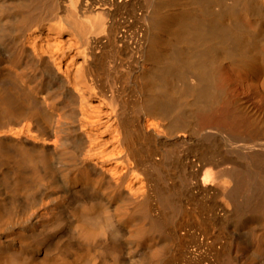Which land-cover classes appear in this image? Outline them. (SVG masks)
I'll return each instance as SVG.
<instances>
[{
	"label": "bare ground",
	"instance_id": "1",
	"mask_svg": "<svg viewBox=\"0 0 264 264\" xmlns=\"http://www.w3.org/2000/svg\"><path fill=\"white\" fill-rule=\"evenodd\" d=\"M0 264H264V0H0Z\"/></svg>",
	"mask_w": 264,
	"mask_h": 264
}]
</instances>
